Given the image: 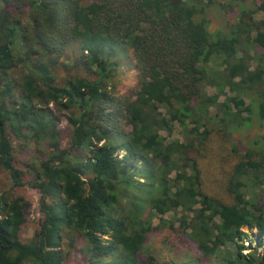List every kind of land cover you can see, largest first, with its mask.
<instances>
[{"label":"trees","instance_id":"1","mask_svg":"<svg viewBox=\"0 0 264 264\" xmlns=\"http://www.w3.org/2000/svg\"><path fill=\"white\" fill-rule=\"evenodd\" d=\"M210 8L224 29L210 30ZM73 45L95 79L58 78ZM118 47L137 80L122 95L106 87ZM253 118L264 121V0H0V264L75 252L85 264H157L142 254L162 229L197 261L264 264L242 242L264 249V134L233 142ZM14 139L44 148L26 169ZM218 143L231 157L224 196L205 190L200 168ZM24 186L41 213L29 241Z\"/></svg>","mask_w":264,"mask_h":264},{"label":"rangeland","instance_id":"2","mask_svg":"<svg viewBox=\"0 0 264 264\" xmlns=\"http://www.w3.org/2000/svg\"><path fill=\"white\" fill-rule=\"evenodd\" d=\"M218 10V9H217ZM215 8H210L207 18L210 19V30L215 31L224 29L226 16L220 14ZM259 19L261 15L257 16ZM110 64H113L114 70L112 71L109 80L106 82V87L112 91L114 95H122L129 91L136 85V70L134 63L130 57L129 51L122 47L116 48L110 57ZM60 66L57 70L58 78L68 76V74H75L78 76L88 77L95 79L94 72L86 65L85 59L78 46H69L64 51L60 59ZM223 99V98H222ZM221 99V100H222ZM246 103H248L246 101ZM246 117V116H245ZM66 124L63 121L62 127ZM264 134V121L253 118L245 127L239 128L233 134V142L236 144H246L248 141L254 140L258 136ZM66 146V139L62 142ZM14 156L16 164L19 167L26 169V165L33 164L43 153V147H37L32 142L13 140ZM116 154L119 158L123 157L125 153L117 150ZM231 164V157L229 156L226 147L222 144H216L213 152L208 156H203L200 160V168L202 177L204 179L203 187L207 192L212 194H220L224 196L222 186L228 177V166ZM8 176L0 169V192L8 191ZM16 193L24 196L30 203L29 212L26 216V222L21 230V238L24 241H29L33 238L35 231L38 229L39 221L41 220V213L38 207L37 193L27 186L16 189ZM226 198V195H225ZM157 223V222H155ZM249 233L247 230H244ZM255 237H246L242 241L247 247L255 248L263 252L262 246H258L255 242ZM250 239L252 243L250 244ZM264 244V237L262 238ZM67 242H65L66 244ZM79 243L76 244V251H78ZM67 250V248H64ZM76 253V252H75ZM72 254L70 258L63 264H85L83 257L78 254ZM147 255L153 256L157 264H210L212 262L197 261V255L191 244L184 238L181 233L168 229L157 230L152 233L145 244L142 258ZM213 261V259H212Z\"/></svg>","mask_w":264,"mask_h":264}]
</instances>
